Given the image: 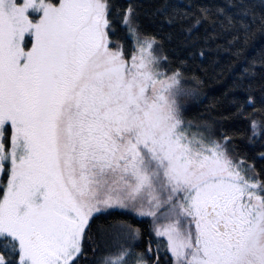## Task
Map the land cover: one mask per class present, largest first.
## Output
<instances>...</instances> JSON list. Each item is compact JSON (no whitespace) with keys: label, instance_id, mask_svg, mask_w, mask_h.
<instances>
[{"label":"snow or ice","instance_id":"6c2138e0","mask_svg":"<svg viewBox=\"0 0 264 264\" xmlns=\"http://www.w3.org/2000/svg\"><path fill=\"white\" fill-rule=\"evenodd\" d=\"M0 264H264V0H0Z\"/></svg>","mask_w":264,"mask_h":264},{"label":"trees","instance_id":"16d2710c","mask_svg":"<svg viewBox=\"0 0 264 264\" xmlns=\"http://www.w3.org/2000/svg\"><path fill=\"white\" fill-rule=\"evenodd\" d=\"M228 79V73H224V76L222 79H215L210 78L207 85L204 87L203 92L201 94L200 99H203L204 96L208 97V101L204 104L200 103L199 99L193 100L190 104L187 106L190 109L191 115L197 116L201 114H205L206 108L208 106V103L211 102V99L213 97H218L222 94V92L225 90V86L227 84Z\"/></svg>","mask_w":264,"mask_h":264},{"label":"rangeland","instance_id":"374dc122","mask_svg":"<svg viewBox=\"0 0 264 264\" xmlns=\"http://www.w3.org/2000/svg\"><path fill=\"white\" fill-rule=\"evenodd\" d=\"M192 101H193V100H189V101H187V102H186V103H187V105H188V104H190Z\"/></svg>","mask_w":264,"mask_h":264}]
</instances>
